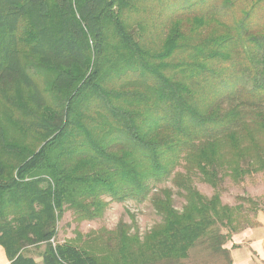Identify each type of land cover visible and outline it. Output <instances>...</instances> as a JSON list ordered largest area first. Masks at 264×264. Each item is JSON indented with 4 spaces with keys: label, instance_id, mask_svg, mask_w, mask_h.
<instances>
[{
    "label": "trees",
    "instance_id": "obj_1",
    "mask_svg": "<svg viewBox=\"0 0 264 264\" xmlns=\"http://www.w3.org/2000/svg\"><path fill=\"white\" fill-rule=\"evenodd\" d=\"M256 174L264 0H0V245L10 264H232L225 242L261 207L248 196L222 202L223 183ZM126 200H149L160 217L142 238L119 223L56 240L66 210L94 220ZM42 244L41 261L24 254Z\"/></svg>",
    "mask_w": 264,
    "mask_h": 264
},
{
    "label": "rangeland",
    "instance_id": "obj_2",
    "mask_svg": "<svg viewBox=\"0 0 264 264\" xmlns=\"http://www.w3.org/2000/svg\"><path fill=\"white\" fill-rule=\"evenodd\" d=\"M164 18L165 17L157 18L154 16L153 20L157 22ZM194 183L201 193L207 196L212 194V188L209 185L198 179H195ZM166 185H170V183ZM238 196H248L258 201L261 207L260 210H258L255 216L250 214L248 218L250 226L245 227L243 230L257 227L259 225L257 218L260 213H264V175L256 174L247 177L238 184L226 180V182L223 183V189L221 191L222 202L232 206L236 205L240 202ZM173 199L174 206L180 209L183 204V199L176 194H174ZM106 200L109 199L106 198ZM247 206L248 205L245 204V207ZM159 221L160 217L156 214L149 200H145L141 203L134 200L122 202L109 201L103 215L94 220H78L72 210H66L57 221L56 240L63 241L65 239H73L76 237V233L81 234L82 239H86L90 235L93 237L94 234L101 232L100 229L115 230L119 223L126 225L129 234H136L142 238ZM222 232H225V229H222ZM232 235L229 240L232 239ZM227 241L224 244L225 248L226 244L227 247L230 246V242L228 243ZM0 248L3 250L1 245ZM43 249V244L28 247L24 250V254L39 259ZM109 257H111V255ZM191 260L190 263L192 264H199V261L202 264H216L217 262L215 258L205 255L197 258H193L192 256Z\"/></svg>",
    "mask_w": 264,
    "mask_h": 264
},
{
    "label": "crops",
    "instance_id": "obj_3",
    "mask_svg": "<svg viewBox=\"0 0 264 264\" xmlns=\"http://www.w3.org/2000/svg\"><path fill=\"white\" fill-rule=\"evenodd\" d=\"M259 225L254 228L233 233L226 248L232 259V264H264V213L257 218ZM36 261H41L33 257ZM0 264H10L5 253L0 248Z\"/></svg>",
    "mask_w": 264,
    "mask_h": 264
}]
</instances>
